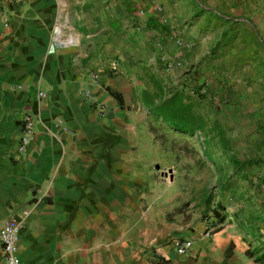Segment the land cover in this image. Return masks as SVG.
Here are the masks:
<instances>
[{
    "label": "crops",
    "instance_id": "1",
    "mask_svg": "<svg viewBox=\"0 0 264 264\" xmlns=\"http://www.w3.org/2000/svg\"><path fill=\"white\" fill-rule=\"evenodd\" d=\"M150 78L200 101L219 85L220 224L166 218L142 179ZM263 179L264 0H0V227L21 264H264Z\"/></svg>",
    "mask_w": 264,
    "mask_h": 264
},
{
    "label": "rangeland",
    "instance_id": "2",
    "mask_svg": "<svg viewBox=\"0 0 264 264\" xmlns=\"http://www.w3.org/2000/svg\"><path fill=\"white\" fill-rule=\"evenodd\" d=\"M218 88V84L206 83L209 95L205 101L199 102L196 109L209 121H218V101L215 102ZM147 95L152 98L153 92ZM137 102L143 103V100L137 99ZM139 106L141 115L136 118L144 119L147 124L145 131L139 132L141 135L136 139L142 160L147 162V172L142 168L144 172H141V176L144 175L142 179L147 181L148 173L155 181L162 182L156 207L162 205L170 210L166 215L168 219L173 217L178 222L190 221L194 224L201 222L206 226V219L210 217L208 212L212 210L211 206H215L216 202L213 201L221 188L220 174L225 172L227 166L222 150L214 140L201 133L185 135L165 127L159 120L155 121L147 115L146 107ZM154 165H158L159 170H154ZM168 170L172 172L171 180ZM161 173H166V177L160 176Z\"/></svg>",
    "mask_w": 264,
    "mask_h": 264
},
{
    "label": "trees",
    "instance_id": "3",
    "mask_svg": "<svg viewBox=\"0 0 264 264\" xmlns=\"http://www.w3.org/2000/svg\"><path fill=\"white\" fill-rule=\"evenodd\" d=\"M150 84L153 89V97H147V115L155 121H160L165 127L173 129L175 132L192 135L195 132L201 133L208 139L214 140L224 154L229 153L228 139L223 128L216 121H209L203 115L197 112V106L203 97L200 93L194 90H186L185 87L177 89L172 85H165L161 80L150 78ZM192 91L196 95V99L188 93ZM108 93L116 100L118 105H122V100L119 94ZM155 99L156 102H152ZM203 154V153H202ZM204 155V154H203ZM230 164L236 171L241 170L245 165L251 164L250 161L238 162L230 158ZM222 211V206L218 203L211 210L215 222L212 226L223 222V217L219 212ZM248 256H252V252L246 251ZM260 257L256 258L258 261ZM151 264H168L167 261L157 258L156 262Z\"/></svg>",
    "mask_w": 264,
    "mask_h": 264
},
{
    "label": "built area",
    "instance_id": "4",
    "mask_svg": "<svg viewBox=\"0 0 264 264\" xmlns=\"http://www.w3.org/2000/svg\"><path fill=\"white\" fill-rule=\"evenodd\" d=\"M180 48L187 49L188 44L182 43L178 45ZM190 95L196 97L192 91H188ZM39 97H43L42 92H38ZM22 124V137L20 138L17 146V152H22L26 145L30 141L32 134V118L28 114H24L21 120ZM261 186L264 187V179L261 181ZM16 234L17 225L14 222H6L0 227V252L3 260V264H21L16 255ZM207 236V233H204ZM190 247L189 241H183L181 243H175L176 252L179 255H183L185 251Z\"/></svg>",
    "mask_w": 264,
    "mask_h": 264
},
{
    "label": "water",
    "instance_id": "5",
    "mask_svg": "<svg viewBox=\"0 0 264 264\" xmlns=\"http://www.w3.org/2000/svg\"><path fill=\"white\" fill-rule=\"evenodd\" d=\"M154 170H159L158 165H154ZM167 174H168V178H169V180H171V179H172V176H171V170H168ZM167 174H166V173H161V176H162V177H166Z\"/></svg>",
    "mask_w": 264,
    "mask_h": 264
}]
</instances>
